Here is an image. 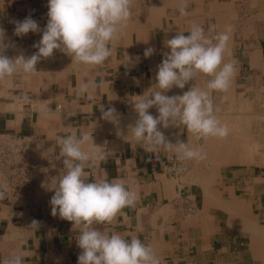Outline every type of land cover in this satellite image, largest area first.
Here are the masks:
<instances>
[{
    "label": "crops",
    "instance_id": "1",
    "mask_svg": "<svg viewBox=\"0 0 264 264\" xmlns=\"http://www.w3.org/2000/svg\"><path fill=\"white\" fill-rule=\"evenodd\" d=\"M203 1L186 0L184 16L180 4L157 11L149 9L147 0H133L131 20L110 45L112 56L106 64H76L54 51L53 57L38 62L36 75L20 72L0 82V145L11 137L31 139L38 159L28 193L12 187L5 169L0 170V182L9 186L0 200V261L19 249L28 253L26 264H78L79 232L72 222L53 216L50 204L52 188L64 174L63 158L56 159L60 151L56 140L75 131L91 133L94 144L102 147L97 150L108 156L98 167L85 166L88 179H123L138 194L134 208L124 209L125 215L112 224L94 225L98 230L127 239L138 236L154 248L162 264H264V163L255 157L264 133L246 126L250 115L216 113L230 129L226 139H197L179 121L168 128L157 126L169 142L202 147L214 157L215 164L207 171L193 167L192 177L174 174L170 160L177 156L174 150L146 151L149 145L138 144L129 130L138 118L133 108L136 96L159 90L155 76L164 53L170 51L167 39L179 32L189 35L193 24L210 36L233 27L231 55H225V62L236 61L237 75L230 90L220 93L232 106L242 108L250 105L249 96L255 93L259 99L264 94V0H217L233 2L238 11L243 6L251 11L242 17L240 27L228 10L207 8L205 4L213 0ZM48 10V0H0V28L5 30V42L14 45L6 50L7 56L30 57L38 51L33 45L42 32L16 36L14 22L31 16L43 30ZM236 33L243 36L235 40ZM149 47L154 52L145 58ZM209 79L198 75L184 89L173 87L165 94L183 95L191 86L203 89ZM85 80L99 85L92 99L78 95V85ZM101 106L105 111L114 108L116 120L102 119ZM149 112L159 115L155 106ZM33 220L39 222L35 232L30 227Z\"/></svg>",
    "mask_w": 264,
    "mask_h": 264
},
{
    "label": "clouds",
    "instance_id": "2",
    "mask_svg": "<svg viewBox=\"0 0 264 264\" xmlns=\"http://www.w3.org/2000/svg\"><path fill=\"white\" fill-rule=\"evenodd\" d=\"M132 4L133 0H48V21L43 30L31 16L14 22L16 36L42 32L40 41L33 45L38 51L30 57L7 56L6 50L14 45L5 42V30L0 28V82L20 72L27 77L36 75L38 62L53 57L54 51L71 57L72 63L106 64L112 56L110 45L119 39L131 20ZM179 11L188 15L186 0ZM232 32V25H228L224 31L210 36L202 26L193 24L189 35L179 32L167 39L170 51L164 53L155 76L159 90L136 96L133 103L138 118L134 125H129V130L138 144L149 145L146 151L174 150L179 161H204L207 153L202 147H190L182 141L173 144L158 130V125L168 128L176 125V121L197 139L228 137L230 129L217 118L213 92L227 93L237 75L236 61L225 62V55H231ZM153 52V48H147L144 57H150ZM201 74L210 77L205 88L191 86L183 95L165 94L173 87L184 89ZM97 87L94 81L85 80L78 85V95L92 99V91ZM154 106L159 113L155 117L149 112ZM101 111L102 119L116 120L114 108L105 111L101 106ZM56 144L60 148L56 159L63 158L64 174L52 188L51 213L72 222L73 229L78 230L76 241L82 250L78 264H162L154 248L138 236L127 239L119 233L109 234L94 227L112 224L118 216L125 215L124 209L136 206L138 194L123 179H88L85 166L98 167L108 158L97 150L102 147L94 144L91 133L77 135L73 131L59 137ZM8 187L0 182V200L5 199ZM30 227L35 232L39 222L33 220ZM27 257L28 253L17 249L0 264H26Z\"/></svg>",
    "mask_w": 264,
    "mask_h": 264
},
{
    "label": "built area",
    "instance_id": "3",
    "mask_svg": "<svg viewBox=\"0 0 264 264\" xmlns=\"http://www.w3.org/2000/svg\"><path fill=\"white\" fill-rule=\"evenodd\" d=\"M170 160L175 175L185 173L184 161H179L177 156ZM37 163L35 144L31 139L11 137L4 145H0V170L5 169L3 172L8 175L14 188H22L26 193L31 190ZM187 210L191 211L192 206H188Z\"/></svg>",
    "mask_w": 264,
    "mask_h": 264
},
{
    "label": "rangeland",
    "instance_id": "4",
    "mask_svg": "<svg viewBox=\"0 0 264 264\" xmlns=\"http://www.w3.org/2000/svg\"><path fill=\"white\" fill-rule=\"evenodd\" d=\"M250 14H251V11H249V9L246 6H243L242 10L241 9L239 11L236 10V18L234 19L236 21L235 24H237L240 27L242 17H246V16L248 17ZM234 30H236V28ZM242 36H243L242 34L238 33L237 36L235 37L236 38L235 40L240 39L238 37H242ZM253 96H254L253 98H252V95L249 96L248 100H249L250 105L244 104V106H242L243 108L242 109L239 106L238 107L232 106L234 103L231 102L230 98L227 97V99L225 100L224 96H222L220 93L218 92L213 93V100L215 99L214 97H216V105H217V106L215 105L216 113H221L222 115L225 114L227 116L229 115L231 116L232 114L238 115L240 111H243L244 113H247L248 115L251 116L250 122L246 123V126H248L252 130H255V129L262 130L264 133V94L260 95L259 99H257V96L255 93L253 94ZM244 108H248V109H244ZM248 115L246 116L248 117ZM237 131L238 132L240 131V126H238ZM213 151H215L214 148H213ZM262 152L264 153V144L258 147V153L255 156V157L262 158L260 161L261 163H264V154H262ZM252 163H253L252 161L248 163L242 162V163H235V165L252 164ZM212 164H215V161H214V157L211 158L210 155L209 156L207 155V158L201 162L185 161L184 171H188V172L184 174L192 177L193 175L191 173H194V171H191V170L193 169V167L197 170L201 168V170L207 171L211 167Z\"/></svg>",
    "mask_w": 264,
    "mask_h": 264
},
{
    "label": "bare ground",
    "instance_id": "5",
    "mask_svg": "<svg viewBox=\"0 0 264 264\" xmlns=\"http://www.w3.org/2000/svg\"><path fill=\"white\" fill-rule=\"evenodd\" d=\"M184 1L185 0H147V3H148V5H149V9H152V10H159V9H162V8H164L165 7V5H167V4H175V5H177V4H180V5H182V3H184ZM197 2H199V3H204V1L203 0H196ZM207 5H209L210 6V9H218V10H228L234 17L236 16V10H235V7H234V4H233V2H231V3H220V2H218L217 0H213V1H211V2H208V3H206L205 4V7H209V6H207ZM197 7V6H196ZM198 9H200L201 10V8H198ZM219 16H220V14H219ZM221 17V16H220ZM59 107V106H58ZM156 113L157 114H159L158 112H157V109H156ZM29 138V137H28ZM35 148H36V145H35ZM45 156V155H44ZM186 173V172H185ZM40 174H41V172H40ZM185 175V174H184ZM53 178V177H52ZM44 181V180H43Z\"/></svg>",
    "mask_w": 264,
    "mask_h": 264
}]
</instances>
